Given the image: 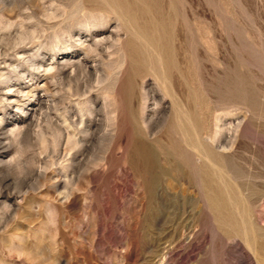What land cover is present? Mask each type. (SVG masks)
<instances>
[{
  "label": "rangeland",
  "instance_id": "rangeland-1",
  "mask_svg": "<svg viewBox=\"0 0 264 264\" xmlns=\"http://www.w3.org/2000/svg\"><path fill=\"white\" fill-rule=\"evenodd\" d=\"M117 1L0 0V264H264V0ZM134 127L182 161L151 190Z\"/></svg>",
  "mask_w": 264,
  "mask_h": 264
},
{
  "label": "bare ground",
  "instance_id": "bare-ground-1",
  "mask_svg": "<svg viewBox=\"0 0 264 264\" xmlns=\"http://www.w3.org/2000/svg\"><path fill=\"white\" fill-rule=\"evenodd\" d=\"M111 2H112V0H110ZM117 1V0H116ZM125 1V0H124ZM145 1V0H144ZM150 2H151V0H149ZM148 0H147V2H149ZM153 1V0H152ZM103 2V1H102ZM108 2V1H107ZM118 2V1H117ZM122 3H123V1H121ZM125 2H127V0L125 1ZM132 2V1H131ZM156 2V1H155ZM120 3V2H119ZM119 3H118V5H119ZM121 3V5H124V4H122ZM128 3V2H127ZM138 3V2H137ZM142 3V2H141ZM107 4V3H106ZM109 4V3H108ZM111 4V3H110ZM114 4V3H113ZM131 3H129V6H132V5H130ZM148 4H150V3H148ZM154 4V3H153ZM158 4L159 3H156V5H157V7H158ZM128 5V4H127ZM126 5V6H127ZM140 5V4H139ZM142 5V4H141ZM152 5V4H151ZM112 6V5H111ZM120 6V5H119ZM119 6H117V7H119ZM128 6V7H129ZM149 7H150V5H148ZM133 7V6H132ZM135 7V6H134ZM134 7H133V10H134ZM144 7H145V10H146V6L144 5ZM148 7V8H149ZM114 8V7H113ZM121 8H123L124 9V6H122V7H120V9ZM140 8V7H139ZM143 8V7H142ZM142 8H140V9H142ZM154 8V7H153ZM160 7H158V9L157 10H160L159 9ZM116 8H114L113 10H115ZM118 9V8H117ZM122 9V10H123ZM128 9V8H127ZM127 9H125V10H127ZM130 9V8H129ZM128 9V10H129ZM139 9V10H140ZM152 9V8H151ZM119 10V9H118ZM118 10H116V11H118ZM124 10V11H125ZM136 10V9H135ZM157 10H154V11H157ZM149 11V10H148ZM153 11V10H152ZM151 11V13H153ZM121 12L122 11H120V14H121ZM125 12H129V11H125ZM138 12V11H137ZM147 12V11H146ZM146 12H144L145 14H146ZM150 12V11H149ZM161 13H162V11H160ZM168 12V11H167ZM117 13V15H118V13L119 12H116ZM122 13H124V12H122ZM134 13L135 14H139V13H136L135 11H134ZM143 13V14H144ZM150 13V14H151ZM158 13V12H157ZM156 13V14H157ZM161 13H160V16H163V13H162V15H161ZM125 14V13H124ZM123 14V15H124ZM129 14H131L130 12H129ZM133 14V13H132ZM140 14H142V10H141V13ZM149 13H147V15H148ZM155 14V13H154ZM116 15V16H117ZM126 15V14H125ZM134 15V14H133ZM146 15V16H147ZM158 15V14H157ZM120 16V15H119ZM141 16V15H140ZM139 16V17H140ZM150 16H153L152 14L150 15ZM124 17V16H123ZM133 17V16H132ZM143 17V16H142ZM157 17H159V16H156L155 15V17H153V18H157ZM166 17V16H165ZM117 18H120V19H122L121 17H118L117 16ZM125 18V17H124ZM138 18V17H137ZM147 18H148V16H147ZM160 18V17H159ZM164 18V17H163ZM163 18H162V20H163ZM174 18V17H173ZM152 19V18H151ZM158 19V18H157ZM157 19H155V20H157ZM161 19V18H160ZM159 19V20H160ZM165 19H167V18H165ZM124 21H125V19H123ZM129 20V19H128ZM132 20V19H131ZM162 20H160L161 22H162ZM171 20V19H170ZM164 21V20H163ZM136 22V21H135ZM143 22V21H142ZM145 22V21H144ZM149 22H152V21H149ZM159 22V21H158ZM166 22V21H165ZM164 22V23H165ZM126 23H127V21H126ZM160 23V22H159ZM158 23V24H159ZM138 24V23H137ZM140 24V23H139ZM156 24V23H155ZM157 24V25H158ZM161 24V23H160ZM166 24H168L167 22H166ZM164 25V27L166 26V27H168L167 25ZM141 26H142V24H140ZM163 25V24H162ZM137 26V25H136ZM140 26V27H141ZM159 26V25H158ZM142 27H144V25L142 26ZM126 28V27H125ZM135 28V27H134ZM137 28V27H136ZM157 28V27H156ZM170 28H172V27H169V29ZM166 29V28H165ZM173 29V28H172ZM172 29H170V30H172ZM178 29H179V27H178ZM139 30V29H138ZM168 30V29H167ZM133 31V30H132ZM144 31H146L145 29H144ZM135 32V31H134ZM147 32V31H146ZM175 32V31H174ZM177 32V31H176ZM139 33H141V32H139ZM157 33H159L158 31H157ZM161 33V32H160ZM160 33H159V35H160ZM164 33H165V31H164ZM168 33V35H169V31L167 32ZM179 33V32H178ZM136 34H138V33H135V35ZM155 34V33H154ZM153 34V35H154ZM170 34H172V32L170 33ZM174 34V33H173ZM147 35V34H146ZM146 35H145V37H146ZM167 35V34H166ZM167 35V36H168ZM174 35H176V33L174 34ZM158 36V35H157ZM177 36H178V34H177ZM138 36H136V38H137ZM149 37V36H148ZM159 37H161V36H159ZM164 37H165V34H164ZM175 37V36H174ZM174 37H173V39H174ZM135 38V37H134ZM136 38H135V40H136ZM151 38V37H150ZM138 39V38H137ZM139 39H141V38H139ZM149 39V38H148ZM152 39V38H151ZM159 39V38H158ZM114 40V39H113ZM144 40V39H143ZM142 40V41H143ZM160 40V39H159ZM158 40V41H159ZM141 41V40H140ZM148 41V40H147ZM182 41V40H181ZM138 42H139V40H138ZM143 42H145V41H143ZM149 42H152L151 40L149 41ZM155 42H157V41H155ZM167 42V41H166ZM148 43V42H147ZM151 44V43H150ZM153 44V43H152ZM160 44V43H159ZM167 44V43H166ZM165 44V45H166ZM174 44V43H173ZM185 44V43H184ZM144 45V44H143ZM143 45H141V46H143ZM148 45V44H147ZM175 45V44H174ZM139 46H140V43H139ZM138 46V47H139ZM155 46H157V49H158V45H155ZM161 46V45H160ZM170 46V45H169ZM180 46H182V45H180ZM184 46V45H183ZM90 47V46H89ZM88 47V48H89ZM146 47V46H145ZM145 47H142V48H145ZM150 47V46H149ZM148 46H147V49L149 50L150 48H149ZM162 47H163V45H162ZM162 47H161V49H162ZM187 46L185 45V48H186ZM170 48H171V46H170ZM175 48V47H174ZM173 48V49H174ZM178 47L176 46V49H177ZM180 48V47H179ZM178 48V49H179ZM184 48V47H183ZM183 48L181 49V50H183ZM184 48V51L186 50ZM139 49H141V47L139 48ZM152 49V48H151ZM168 51H169V48H166ZM165 49V50H166ZM175 49V50H176ZM192 49V48H191ZM146 50V49H145ZM145 50H143V51H145ZM159 50V49H158ZM164 50V49H163ZM166 50V51H167ZM172 50V49H171ZM116 51V50H115ZM120 51V50H119ZM136 51L137 50H135L134 52H135V54H136ZM141 51V50H140ZM150 51V50H149ZM184 51H181V52H184ZM186 51H188V50H186ZM128 52V51H127ZM133 52V51H132ZM147 52V51H146ZM146 52H141L139 55H140V57H141V54L142 53H146ZM152 52H153V50H152ZM151 51H150V53H152ZM158 52H160V50L158 51ZM163 52V51H162ZM149 53V54H150ZM164 53H165V51H164ZM186 53V52H185ZM189 53V52H188ZM191 53V52H190ZM148 54V53H147ZM148 54V55H149ZM155 54V53H154ZM154 54H152L151 56H149L148 58L149 59H147V57H145L146 56V54H145V58L147 59V60H151V58L150 57H154ZM160 54V53H159ZM162 54V53H161ZM166 54V53H165ZM169 54V53H168ZM172 54H173V52H172ZM172 54H171V58H172ZM182 54V53H181ZM184 54V53H183ZM182 54V55H183ZM137 55V54H136ZM138 55V56H139ZM143 55V54H142ZM158 54L156 53V56H157ZM175 55V54H174ZM178 55V54H177ZM176 55V56H177ZM186 55V54H185ZM192 55V54H191ZM191 55L189 54V56L191 57ZM125 56V55H124ZM160 56H162V55H158V58H155V61H156V59H159V57ZM163 56H164V54H163ZM168 55H165V58L167 57ZM178 56H180V55H178ZM187 57H188V55H186ZM186 56H184V57H186ZM134 57V56H133ZM169 57V60H165V63L168 61H170L169 63H171V61L173 60H170V56H168ZM143 58V57H142ZM173 58H174V56H173ZM176 58V57H175ZM139 59V58H138ZM154 58H152V60H153ZM166 59H168V58H166ZM183 59H185V58H183ZM143 60H145V59H143ZM146 60V61H147ZM160 60H161V58H160ZM175 60V59H174ZM185 60H187V59H185ZM162 62H160V63H162V65H161V67H163V65H165V68H166V66H167V68H168V65H170V64H168V63H166V64H163L164 63V60H163V58H162V60H161ZM187 61H190V59L188 58V60ZM148 62V61H147ZM146 62V63H147ZM151 61H149V63H150ZM173 62V61H172ZM141 63V62H140ZM152 63V62H151ZM157 63H158V60H157ZM160 63H158V65L160 64ZM174 63H176L175 61H174ZM174 63H173V66H174V69L176 68L175 66H177L176 64L174 65ZM185 63H187V62H185ZM148 64V63H147ZM154 64V62L151 64V67H152V65ZM168 64V65H167ZM192 64V63H191ZM156 65V67H157V64H156V62H155V64L153 65V67ZM171 65H172V63H171ZM96 66V65H95ZM150 66V65H149ZM173 66L171 67V68H173ZM185 66V65H184ZM156 67H154V69L156 70V71H158V69L156 68ZM187 67V66H186ZM189 67V69H191L190 67H192L191 65L190 66H188ZM159 68V67H158ZM167 68H166V70L164 69V67H163V69L165 70L164 72H166V71H168L167 73H169V71H171V70H173V69H168L167 70ZM51 69V68H50ZM137 69V68H136ZM152 69V68H151ZM159 69H161V68H159ZM187 69V68H186ZM178 70H179V68H178ZM181 70V69H180ZM179 70V71H180ZM127 71V70H126ZM162 71L163 70H161V72H160V70L158 71V72H160L161 73V75H163L162 74ZM182 71H184V69L182 70ZM181 71V72H182ZM152 72H155V71H152ZM188 72V71H187ZM173 73V72H172ZM174 73H175V71H174ZM173 73V74H174ZM184 73H186V72H184ZM194 73V72H193ZM155 75H157L158 73L156 72V73H154ZM170 75H171V73H169ZM169 74H167V75H169ZM182 74H183V72H182ZM182 74H180L181 76H183ZM242 74V73H241ZM160 75V74H159ZM166 75V76H167ZM169 75V78L171 77ZM175 75V74H174ZM186 76L188 75V74H185ZM184 75V76H185ZM190 75V74H189ZM158 76V75H157ZM157 76H155V77H157ZM166 76H164L163 75V77H166ZM177 76H178V74H177ZM183 76V77H184ZM185 76V78L187 79V77ZM126 77V76H125ZM161 77V76H160ZM172 77H174L173 75H172ZM176 77V76H175ZM175 77H174V79H175ZM168 78V79H169ZM176 78H178V77H176ZM185 78H183V79H185ZM191 78H192V76H191ZM157 79H159V78H157ZM167 79V78H166ZM196 79V78H195ZM176 80V79H175ZM178 80V79H177ZM177 80H176V82H177ZM190 80V79H189ZM165 81V80H164ZM168 82H169V80H167ZM171 81V80H170ZM127 82V81H126ZM158 82H160V80H158ZM168 82H166V84H168ZM174 82V81H173ZM172 81H171V83H173ZM178 82H180L179 80H178ZM186 82H187V80H186ZM192 81H190V83H191ZM165 83V82H164ZM189 83V82H188ZM187 83V84H188ZM194 83V82H193ZM193 83H192V85H193ZM224 83V82H223ZM160 84L162 85L163 84V80H162V83L160 82ZM165 84V85H166ZM169 84H170V82H169ZM249 84V83H248ZM114 85V84H113ZM164 85V84H163ZM164 85V86H165ZM166 87V86H165ZM169 88V87H168ZM172 88V87H171ZM249 88V87H248ZM175 89V88H174ZM196 89V88H195ZM191 90V89H190ZM192 90H194L193 88H192ZM191 90V91H192ZM198 91V90H197ZM200 91V90H199ZM226 91V90H225ZM176 92H177V90H176ZM183 92V91H182ZM201 92V91H200ZM205 93V92H204ZM179 94H180V92H179ZM178 94V95H179ZM144 95V94H143ZM182 95H183V93H182ZM185 95V94H184ZM196 95V94H195ZM199 95H201V94H199ZM198 95V96H199ZM204 95V94H203ZM245 95V94H244ZM155 96V95H154ZM204 96H206V95H204ZM179 97H180V95H179ZM183 97H185V96H183ZM187 97V96H186ZM185 97V98H186ZM196 97V96H195ZM195 97H193V99L195 98ZM154 98V97H153ZM181 98V97H180ZM179 98V99H180ZM184 98V99H185ZM174 99H176L175 97H174ZM196 99V98H195ZM178 100V99H177ZM180 100H182V99H180ZM188 100H191L192 101V99H188ZM198 100V99H197ZM185 101V100H184ZM204 101H206V99H204ZM155 102V101H154ZM158 102V101H157ZM179 102H181V101H179ZM196 101H194V103H195ZM198 102H199V100H198ZM197 102V103H198ZM185 103V102H184ZM193 103V102H192ZM200 103V102H199ZM199 103H198V105H199ZM155 104V103H154ZM180 104V103H179ZM43 105V104H42ZM161 105V104H160ZM185 105L187 106V104H184V107H185ZM196 105V104H195ZM41 106V105H40ZM159 105H157V107H158ZM179 106V105H178ZM182 107H183V105H182ZM198 107V106H197ZM199 107H200V117H199V119L196 121V122H194V123H192V126H191V124H190V126L192 127V131H193V134L195 135H193V134H191V132H189V127H187L186 126V124H183L181 121H182V119H181V117L182 116H180V121H178V119H177V121H178V124L179 125H177L176 126V130L177 131H179V135H181L180 137L182 138V139H179L180 140V142L179 143H181V140H182V142L184 141V140H186V136H189L190 137V143L192 142V144H194V146H192L191 144H189L188 142H187V145L188 146H192V148L193 149H195L196 151H197V155L199 156V155H203V156H206V158H208V155H211V153L212 152H214V149H213V151H210V149L208 150L205 146H207V142H205L206 144H205V146H200V144H199V141H198V139H197V137L199 138V137H201L202 138V136L201 135H207L208 134V132H210V131H208L209 129H208V125L206 124L207 122V120H210V118L211 117H209V119L207 118V113H206V111L205 110H207L208 109V107L207 106H205V107H207V109L205 108L204 109V106L202 107L201 105H199ZM39 108V107H38ZM155 108V107H154ZM159 108V107H158ZM189 108V107H188ZM174 109H177V108H175L174 107ZM196 109V108H195ZM197 109H199V108H197ZM156 110V109H155ZM175 111V110H174ZM178 111H180L181 112V110H178ZM195 111V110H194ZM197 111V110H196ZM159 112V111H158ZM184 112H185V108H184ZM188 112V111H187ZM208 112V111H207ZM141 113H143V112H141ZM186 113V112H185ZM196 113H198V112H196ZM195 113V114H196ZM29 114V113H28ZM162 114H164V113H162ZM175 114H176V112H175ZM175 114H173V115H175ZM131 115V114H130ZM172 115V116H173ZM177 115H180L179 113L177 114ZM183 116H184V114H182ZM187 115H190V114H188V113H186V116ZM193 115H194V113H193ZM138 116H141V115H138ZM196 116V115H195ZM210 116V115H209ZM164 117V116H163ZM162 117V118H163ZM216 117H217V115H216ZM141 118V117H140ZM176 118H178L177 116H176ZM182 118H185V116L184 117H182ZM186 118H188V116L186 117ZM190 118V117H189ZM192 118V117H191ZM220 118V117H219ZM83 119V118H82ZM137 119V118H136ZM142 119V118H141ZM140 119V120H141ZM207 119V120H206ZM217 118H215V120H216ZM72 120V119H71ZM163 120V119H162ZM162 120H160V121H162ZM168 120V119H167ZM172 120V119H171ZM171 120H169V122L171 121ZM186 120V119H185ZM219 120V119H218ZM183 121H184V119H183ZM188 121V120H187ZM190 121V120H189ZM192 121V120H191ZM82 122V121H81ZM163 122V121H162ZM215 122V121H214ZM214 122H212V123H214ZM219 122V121H218ZM217 122V123H218ZM144 123V122H143ZM190 123V122H189ZM82 124V123H81ZM146 123H144L143 125H145ZM151 125V124H150ZM172 125V124H171ZM217 124L215 123V126H216ZM69 126V125H68ZM212 126H214V124L212 125ZM214 126V127H215ZM80 127V126H79ZM152 127V126H151ZM173 127V126H172ZM154 128H155V126H154ZM153 128V129H154ZM167 126H166V129H165V134H166V130H167ZM211 129V128H210ZM214 130H216V128H214ZM73 131V130H72ZM151 131V130H150ZM168 131V130H167ZM173 131V130H172ZM177 131H175V132H177ZM156 132V131H155ZM217 132V131H216ZM169 133V132H168ZM172 133V132H171ZM174 133V132H173ZM132 134V133H131ZM163 134H164V132H163ZM164 134V135H165ZM170 134V133H169ZM210 134H211V132H210ZM210 134H208V137H212V134H211V136H209ZM61 135V134H60ZM152 135V134H151ZM167 135V134H166ZM174 135V134H173ZM172 135V136H173ZM178 134H177V136H179ZM130 136H132V135H130ZM171 137V136H170ZM169 137V138H170ZM196 137V142L194 141L195 138ZM205 136H203V138H204ZM168 138V137H167ZM177 138V137H176ZM110 139V138H109ZM172 139H175V137H173ZM189 139V138H188ZM214 139H215V137H214ZM214 139H213V141H214ZM202 140H204V139H202ZM202 140L200 141V142H202ZM129 141V140H128ZM170 141H171V139H170ZM177 141V140H176ZM187 141V140H186ZM198 141V142H197ZM205 141V140H204ZM71 142V141H70ZM178 142V141H177ZM203 143V142H202ZM160 142H159V139L158 138H156V139H153V140H149V139H147L145 136H144V134H142V132L141 131H139L138 129H137V127H134V131H133V136H132V139H131V141H130V144H129V148H128V150H127V152H126V154L127 155H131V159H132V164L134 165V168L135 169H138V170H140V173H141V178H142V182H143V184L149 189V190H151L152 189V187H153V183H154V181L158 178V177H160V176H162L164 173H167V172H170V171H175V169H174V166L176 165V164H178V162H180L181 160H179V158H178V162H177V159H175V155H172V156H175V157H170V150L168 151V149H164V148H162V146H164V145H162V146H160ZM170 144H172V142L170 143ZM174 144V143H173ZM211 144V143H210ZM180 145V144H179ZM184 144L182 143L180 146V148H182V146H183ZM186 145V146H187ZM204 145V144H203ZM209 145V144H208ZM172 146V145H171ZM178 146V145H177ZM187 146V147H188ZM186 147V148H187ZM210 147V146H209ZM184 149H185V147H183ZM182 148V149H183ZM223 148H225L224 146H223ZM187 149H189V148H187ZM190 150V149H189ZM195 151V152H196ZM170 152V153H169ZM179 152V151H178ZM177 152V153H178ZM183 152V151H182ZM211 152V153H210ZM180 153V152H179ZM186 153H188V152H186ZM186 153H184V155L186 154ZM191 153H192V151H191ZM217 153V152H216ZM216 153H215V156H217L216 155ZM214 154V153H213ZM219 154V153H218ZM177 155V154H176ZM179 155V154H178ZM180 155H181V153H180ZM188 155V154H187ZM220 155V154H219ZM190 157V156H189ZM200 157V156H199ZM210 157V156H209ZM213 156H211V158H212ZM174 158V159H173ZM191 159H193L192 157H190ZM201 158V157H200ZM216 157H214V159H215ZM218 158V157H217ZM209 159V161L211 160L210 158H208ZM161 160L162 161H164V163H165V166L164 165H162V163H161ZM200 160V159H199ZM202 160V159H201ZM200 160V161H201ZM220 160V159H219ZM219 160H211V162L212 161H214V162H219ZM199 161V162H200ZM208 161V162H209ZM177 162V163H176ZM182 162V161H181ZM205 162V161H204ZM214 162H212V164L214 163ZM201 163V162H200ZM199 163V164H200ZM210 163V162H209ZM221 163V162H220ZM220 163H219V165H220ZM198 164V165H199ZM182 165H184V164H182ZM197 165V163L195 164V166ZM204 165V164H203ZM208 165V164H207ZM210 165V164H209ZM217 165V164H216ZM223 165V164H222ZM200 167H201V164L199 165ZM205 166V165H204ZM221 166V165H220ZM184 167H185V165H184ZM197 167V168H196ZM196 167H194V168H196V170H194L195 171V173H196V171H197V169H200V168H198V166H196ZM219 167V166H218ZM217 167V168H218ZM186 168V167H185ZM202 169L201 170H203V167H201ZM208 168V167H207ZM207 168H205L204 167V172L202 171V173H204V174H206L205 172H206V169ZM209 168H211V166L209 167ZM221 169L223 168V167H220ZM183 169V168H182ZM214 170H216L215 168H213ZM187 170V169H186ZM211 170V169H210ZM210 170H207V171H209L210 172ZM213 170V171H214ZM218 170H220V169H218ZM222 170H224V169H222ZM212 171V172H213ZM221 171V170H220ZM139 172V171H138ZM179 175H183V173L182 172H178V171H176ZM189 172V171H188ZM197 172H200V170L199 171H197ZM157 173H159V174H157ZM216 174L218 173V172H215ZM215 173H212L213 175L215 174ZM222 173V176H223V171L221 172ZM189 174H190V172H189ZM192 174V173H191ZM191 174H190V176H191ZM197 174V173H196ZM200 173H198V175H199ZM209 174H211V173H208L207 175H209ZM220 174V173H219ZM202 175V177L204 176L203 174H201ZM200 175V176H201ZM193 177V179L195 178V176H192ZM198 178H199V176H197ZM208 177V176H207ZM206 176H205V178H207ZM212 177V176H211ZM192 179V180H193ZM204 179V178H203ZM209 179V178H208ZM211 179V178H210ZM195 180V179H194ZM193 180V181H194ZM197 180V179H196ZM199 181H201L200 179H199ZM205 181V180H204ZM204 181H202L203 183H205ZM210 180H208L207 182H209ZM214 181L215 180H213L212 182L214 183ZM202 182H200L199 183V185L200 184H203ZM206 182V183H207ZM212 182L210 181L209 183H207V185L209 184H211V185H213L212 184ZM72 183V182H71ZM210 185V187L209 188H211L212 186ZM216 185H218V184H216ZM205 187V186H204ZM208 187L206 186L204 189H207ZM216 188V187H215ZM213 189V188H212ZM208 190H210V189H208ZM219 190H220V188H219ZM217 193V192H216ZM216 198V197H215ZM220 198V197H219ZM213 199V198H212ZM215 200V199H214ZM220 202V201H219ZM213 203V202H212ZM222 203H224V202H222ZM215 204V203H214ZM217 204V203H216ZM225 204H226V202H225ZM223 205V204H222ZM214 206V205H213ZM224 206V205H223ZM225 207V206H224ZM219 207H217V209H218ZM221 209V208H220ZM219 209V210H220ZM214 210L216 211V207H214ZM225 210V209H224ZM219 213H221V212H219Z\"/></svg>",
  "mask_w": 264,
  "mask_h": 264
}]
</instances>
